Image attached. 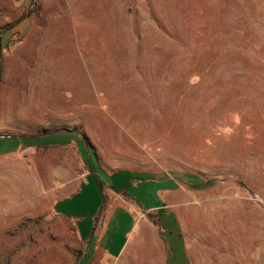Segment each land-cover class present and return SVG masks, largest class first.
<instances>
[{
	"label": "rangeland",
	"instance_id": "obj_1",
	"mask_svg": "<svg viewBox=\"0 0 264 264\" xmlns=\"http://www.w3.org/2000/svg\"><path fill=\"white\" fill-rule=\"evenodd\" d=\"M0 135L26 146L0 157V264H83L54 204L91 165L58 207L78 225L169 177L192 264H264V0H0Z\"/></svg>",
	"mask_w": 264,
	"mask_h": 264
},
{
	"label": "crops",
	"instance_id": "obj_2",
	"mask_svg": "<svg viewBox=\"0 0 264 264\" xmlns=\"http://www.w3.org/2000/svg\"><path fill=\"white\" fill-rule=\"evenodd\" d=\"M29 1L31 0H14L18 9L24 8ZM9 137L16 141L12 142L11 147L10 145L6 148L0 147V157L16 154L26 147L22 142L23 139L15 136L0 135V144L6 141V138ZM73 145L75 144L70 143L63 146ZM36 146L57 147L59 145H33V147ZM100 170L105 172L101 168ZM59 172L58 178L61 179L60 185H68V180H64L66 176L62 179V170H59ZM93 172L94 169L91 165L90 169L84 171L79 179L72 182H75L77 186L75 193L71 196L58 199L54 204V210L57 214L69 217L75 222L77 233L81 241L85 244L84 262L88 256L87 253L93 248L92 255L88 260L90 263L88 264H92L101 253L108 257V259H118L121 256L127 258L128 254H130V257L133 260L137 258L140 259V264H192L186 240L180 232L179 219L172 207L173 203L170 201L172 193L177 189L178 185L173 178H156L152 181L151 183L157 186L156 193L159 195L158 203L151 204L143 199L140 201L141 205H136L137 209L126 207L131 204V200L135 203L131 196H126L122 191L116 189L112 190L108 193L110 197L107 196L104 201V209L108 211L107 215L104 219H98L97 216H94L95 218H92L94 219V223L90 222L89 224H82L83 226L78 225L76 219L72 217V215H66L69 213H60L58 211L60 204L65 198L73 197L79 191L80 185L83 184ZM115 172L110 174L113 176ZM145 202L149 204L146 205ZM172 209L173 211H170ZM165 211L166 213L162 214L160 219L158 216L157 218L155 217L156 219H154L153 222H151L148 215H157L158 213ZM117 212H119V215H122V218L120 219L122 222H120V224H123L125 220H128L130 228L125 234L121 246L116 248V236L114 234L108 235L109 233L107 229L109 221L111 222V219ZM89 219H91V215H87L82 221H85L83 223H86ZM160 220L162 221L160 222ZM100 222L102 223L101 225Z\"/></svg>",
	"mask_w": 264,
	"mask_h": 264
},
{
	"label": "trees",
	"instance_id": "obj_3",
	"mask_svg": "<svg viewBox=\"0 0 264 264\" xmlns=\"http://www.w3.org/2000/svg\"><path fill=\"white\" fill-rule=\"evenodd\" d=\"M183 177L186 178V179H188L187 177H190V178H195L196 180H198L195 176H191V175L190 176L189 175H184ZM198 182H200V181L198 180ZM194 184H195V186L197 188L200 189V188H207V187L213 186V185L216 184V181H208L206 183L200 182V183H194Z\"/></svg>",
	"mask_w": 264,
	"mask_h": 264
}]
</instances>
